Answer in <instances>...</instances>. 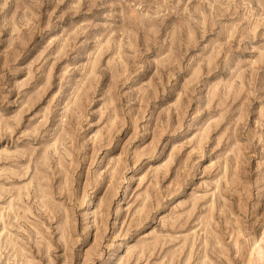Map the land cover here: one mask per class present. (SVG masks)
<instances>
[{
    "label": "rangeland",
    "instance_id": "obj_1",
    "mask_svg": "<svg viewBox=\"0 0 264 264\" xmlns=\"http://www.w3.org/2000/svg\"><path fill=\"white\" fill-rule=\"evenodd\" d=\"M0 264H264V0H0Z\"/></svg>",
    "mask_w": 264,
    "mask_h": 264
},
{
    "label": "bare ground",
    "instance_id": "obj_2",
    "mask_svg": "<svg viewBox=\"0 0 264 264\" xmlns=\"http://www.w3.org/2000/svg\"><path fill=\"white\" fill-rule=\"evenodd\" d=\"M236 232L238 233V232H239V230H238V229H236L235 233H236Z\"/></svg>",
    "mask_w": 264,
    "mask_h": 264
}]
</instances>
